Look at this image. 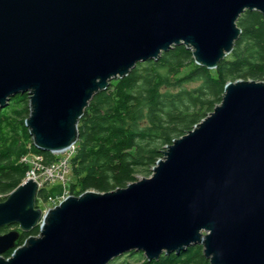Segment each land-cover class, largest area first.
<instances>
[{
	"label": "water",
	"instance_id": "95a60500",
	"mask_svg": "<svg viewBox=\"0 0 264 264\" xmlns=\"http://www.w3.org/2000/svg\"><path fill=\"white\" fill-rule=\"evenodd\" d=\"M245 11L264 17V0H0V110L27 94L33 146L67 150L112 80L180 45L215 69ZM38 191L25 178L0 201V229L17 227L0 234V264H109L132 251L150 262L198 245L209 264H264V80L227 82L148 177L46 212Z\"/></svg>",
	"mask_w": 264,
	"mask_h": 264
},
{
	"label": "trees",
	"instance_id": "16d2710c",
	"mask_svg": "<svg viewBox=\"0 0 264 264\" xmlns=\"http://www.w3.org/2000/svg\"><path fill=\"white\" fill-rule=\"evenodd\" d=\"M241 29L233 50L215 69L194 63L183 45L163 52L155 61L138 63L122 79L112 80L94 95L78 123V139L69 159L70 179L66 186L43 187L36 207L48 197L79 196L85 191L101 193L126 187L149 176L151 167L162 158L172 141L190 131L221 102L229 81L264 80V17L245 11L239 16ZM28 95L17 94L0 110V201L26 177L29 166L19 162L31 150L51 165L58 157L38 150L24 125L29 114ZM11 226L0 229L6 233ZM38 228L20 233L16 246L37 236ZM11 251L3 257L8 258ZM131 260V261H129ZM209 264L202 246H192L180 254L163 255L147 261L142 252H129L109 264Z\"/></svg>",
	"mask_w": 264,
	"mask_h": 264
},
{
	"label": "built area",
	"instance_id": "2783aa9c",
	"mask_svg": "<svg viewBox=\"0 0 264 264\" xmlns=\"http://www.w3.org/2000/svg\"><path fill=\"white\" fill-rule=\"evenodd\" d=\"M74 148V146H71L62 152L53 153L54 155H59V153H62V157L58 158V160L51 165H45L43 163V157L33 152L31 150V146L29 145V151L19 159V162L29 166V171L26 172V177L35 180L38 183L39 188L43 187V181L46 180L39 176V173L42 172L47 173L46 178L48 180L64 185L67 181V175L70 172L69 159L74 152ZM50 184L53 183L50 182ZM66 196V192H63L59 196L48 197L45 209L59 204L66 198Z\"/></svg>",
	"mask_w": 264,
	"mask_h": 264
},
{
	"label": "rangeland",
	"instance_id": "374dc122",
	"mask_svg": "<svg viewBox=\"0 0 264 264\" xmlns=\"http://www.w3.org/2000/svg\"><path fill=\"white\" fill-rule=\"evenodd\" d=\"M58 158H60V157H62V153H59V155H56ZM47 175V173H45V172H42V173H39V176L40 177H42L43 179H46V180H44L43 182H44V184H43V187H48V186H51V185H53V186H59L60 184L59 183H56L55 181L54 182H52V181H50V180H48L46 177ZM138 177V179H141V178H144V177H147V176H145V175H138L137 176ZM67 179H70V173L67 175ZM50 182L51 183H53V184H50ZM66 195H68L67 193H66ZM43 209V208H42ZM11 229H16V228H14L13 226H11V228L8 230V231H10ZM7 231V232H8ZM4 234V233H3ZM163 256V255H162ZM161 257V256H160ZM129 261H131V260H129ZM155 261H157V260H155ZM130 264H133V262H130Z\"/></svg>",
	"mask_w": 264,
	"mask_h": 264
},
{
	"label": "flooded vegetation",
	"instance_id": "af4514ba",
	"mask_svg": "<svg viewBox=\"0 0 264 264\" xmlns=\"http://www.w3.org/2000/svg\"><path fill=\"white\" fill-rule=\"evenodd\" d=\"M14 227V226H13ZM14 228H17V227H14ZM3 229V228H2Z\"/></svg>",
	"mask_w": 264,
	"mask_h": 264
}]
</instances>
